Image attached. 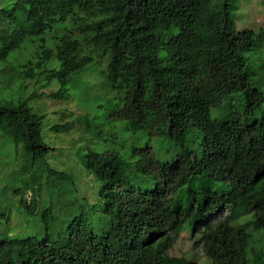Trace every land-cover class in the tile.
<instances>
[{
    "label": "trees",
    "instance_id": "trees-1",
    "mask_svg": "<svg viewBox=\"0 0 264 264\" xmlns=\"http://www.w3.org/2000/svg\"><path fill=\"white\" fill-rule=\"evenodd\" d=\"M239 1L0 0V63L25 44L36 49L9 87L44 78L58 87L46 95L54 102H82L91 88L116 102L108 133L87 120L74 146L94 179L91 202L48 163L46 115L29 106L43 95L0 98V134L61 181L64 202L78 194L53 237L52 208L16 193L47 234L0 240V264H168L186 226L209 264H264V53L260 37L238 29ZM234 95L241 111L213 118ZM158 141H168L164 153Z\"/></svg>",
    "mask_w": 264,
    "mask_h": 264
},
{
    "label": "rangeland",
    "instance_id": "rangeland-1",
    "mask_svg": "<svg viewBox=\"0 0 264 264\" xmlns=\"http://www.w3.org/2000/svg\"><path fill=\"white\" fill-rule=\"evenodd\" d=\"M239 2L240 9L236 12L238 29L254 32L257 37H260L259 46L264 53V0H240ZM35 50V48L25 44L20 51L13 52L5 62L0 63V98L5 100H27L32 91L37 92L38 95H43V99L30 102L29 106L35 112L40 111V113L46 115L43 134L46 143L54 149L49 155L48 163L58 171L72 174L78 194L85 195L87 199L89 198L93 202L92 189L95 186L93 176L80 165L75 155L79 145H84L83 143L79 144V142L88 137L85 132V121L92 120L94 127L101 128L104 134L108 133L107 131L113 126L109 115L116 102L100 88H91L83 93L79 92V95L83 98L82 102L77 100H71L67 103L63 101L54 102L47 99L46 95L57 91L58 87L55 83L51 87L44 86V78L38 84H36V81L28 82L27 86L30 87L28 90L22 87L21 81L9 87L8 84L12 82L10 75L13 73L17 75V71L22 70L23 65L28 60L33 59ZM9 70H11V73H9ZM55 80L54 82L57 83L56 78ZM46 81L45 79L44 82ZM72 84V81H70L69 85ZM239 100V95H234L228 99L224 105L227 108L222 109L223 111L214 110L213 118L241 111L242 107ZM57 124L61 126L69 125L71 127L69 134L52 132L51 127ZM121 127V124L115 126L114 130L117 129L116 137L117 135L123 136L122 131H120ZM93 137L94 133L91 134V138ZM76 144H78V147H74ZM91 147L94 148L93 145ZM106 148L107 145L103 143L98 145V149L102 152ZM168 148V141H158L154 145V150L157 153H164ZM84 152L87 151L84 150ZM41 164L32 167L23 146H16L0 134V240L7 236L13 239L36 236L40 240L47 234L41 222V213L25 215L19 208L21 197L15 195L16 193L24 194L27 203L35 199L36 194L39 195L36 202L39 206L38 211H43L46 207L52 208L51 232L53 237H56L59 224L65 220L69 221L70 214L74 212L70 209H72L73 200L78 195L77 192L72 190L69 199L64 202L61 194L65 193L67 189L63 188L61 181L57 178L47 179L48 175L41 169ZM32 176L35 177L34 180ZM89 214L93 220L98 216V214ZM97 220L99 221V216ZM55 225L57 228L53 229ZM260 232L262 233V231ZM191 237V229L186 226L182 238L169 252L171 259L168 264H178L176 259L181 257H186L189 260L194 259L198 264H209L202 246L195 245L198 238L192 239ZM259 248L262 249L257 251H264V243H259Z\"/></svg>",
    "mask_w": 264,
    "mask_h": 264
}]
</instances>
